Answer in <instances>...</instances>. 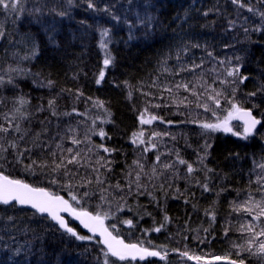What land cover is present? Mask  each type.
<instances>
[{
    "label": "trees",
    "instance_id": "trees-1",
    "mask_svg": "<svg viewBox=\"0 0 264 264\" xmlns=\"http://www.w3.org/2000/svg\"><path fill=\"white\" fill-rule=\"evenodd\" d=\"M89 2L93 3L95 8H89ZM252 2L255 3L256 0ZM43 3L49 8L56 6L58 11L67 9L68 15L59 17L47 10L43 15L34 12L33 9L41 6V0H22L23 12L20 13H9L0 7V14L9 22L8 29L3 30V39H0V69L19 65L30 69L33 74H40L39 78L34 75L17 76L14 81L16 87L4 85L0 89V99L4 100L0 105V113L11 109L17 96L30 98L31 104L27 111L32 113L31 123L25 121L23 127L31 128V136L43 127L40 121L49 116L48 112H37L36 106H46L52 96L58 97L57 104L61 111H71L75 106L79 112H88L92 117L105 115L102 109L93 107L97 99L103 101L104 106L111 111L114 123L105 124L97 120L95 127L97 130L103 128L111 139L92 135L91 141L117 149L110 155L102 150L99 153L114 161L111 173H107L112 184L119 181L124 185V172L141 155L146 166L154 162L157 152L165 153L161 157L162 162L175 160V156L167 154L169 151H178L185 160L193 162L197 160L198 155H203L205 142L209 143L211 147L207 149L204 164L207 168L214 169L208 173L211 177V191H203L191 179H184L186 167L178 165L179 176L169 181L172 187H169V182H165L163 191L149 187L150 195L128 196L127 206L123 211L115 212L113 218L107 219L108 225L116 224L119 236L128 242L142 243L144 247L167 252L164 260L131 261V264H198L197 261L183 256V252L190 256L205 257L211 264H219V260H212V257L216 256H228L233 260L242 257L245 264H261V261L249 256L247 252H242L238 257L237 249L233 248L234 242L243 243V236L237 230L239 225L251 217L243 212H234L232 202L239 203L245 198L249 180L254 181L256 178V163L264 162V117L260 115L264 113V95L258 93L243 105L252 108L254 103L258 104L259 108H254L253 113L262 119L256 134L244 139L224 132L203 134L204 130L198 124L181 123L192 119L214 121L215 117L204 112L202 108L176 107L171 104L168 93L164 92L162 87H153L152 84L156 81L162 86L182 78L191 79L190 73L174 76L163 72V67L174 70L178 63H191L193 60L200 63L201 59H204V68L215 66L220 69L227 64L221 66L217 63L218 60L231 59L232 63L236 64L235 57L240 56L243 58L241 73L249 79L239 86L237 99L245 100V93L256 91L257 87L264 83V32H252L249 33V38H246L239 26L229 29L228 20L235 18L232 15L235 6L228 0H148L147 4L145 0H132V3H128V0H73L71 5H68L66 0H43ZM214 5L219 8V12H209L204 16L203 12ZM258 7L264 10V5ZM104 8H109L111 13L120 19H113L112 15L103 11ZM147 15L155 19L150 26L145 27L138 23V18ZM243 15L249 17L251 25L259 23V18L246 10ZM53 19L60 40L59 48H53L46 43L44 27L39 23L43 20L47 24ZM103 28L110 29L107 51L114 57L113 64L107 68L103 65L105 49L100 47V42L104 39L100 35ZM34 43L37 45V55L30 59H21L31 56ZM192 44H200L202 47L194 48L191 47ZM184 45H188V49L181 51V59L177 61L176 53ZM207 51H211L216 59L207 57ZM165 60L166 64L163 63ZM101 70L105 71V78L97 85L95 80ZM13 75L15 76V73ZM207 78L211 82V74H208ZM48 79L55 82L54 86H41L39 81L46 82ZM125 81L128 83L125 84ZM217 86L219 87V84ZM76 89L84 94L79 100L75 99ZM130 91L131 97L128 95ZM143 93L150 95L145 96ZM161 95L164 99H160ZM179 95L192 99L190 93L183 90H180ZM152 104L162 106L155 108ZM146 106L150 113L162 117L164 122L157 120L151 125H140L138 116ZM224 107L227 105L222 101V108ZM217 111L220 116L225 114L221 110ZM51 119L49 131L42 137L45 141L57 131L63 132L69 123L83 121L78 128L81 139L87 128L91 127L88 116H78L75 113L59 121L56 118ZM167 121L173 123L169 124ZM3 122L0 117V123ZM57 122L59 128L55 126ZM232 126L234 131H243V125L239 122H232ZM140 130L144 131L145 140H148L153 131L169 135L156 138L153 142L157 144V148L142 153L141 150L145 146L137 147L131 142L132 133ZM12 135L9 134L10 137ZM172 136L176 139L173 140ZM64 146L75 147L70 141H66ZM32 156L38 158V150L34 151ZM8 160H13L11 150ZM24 163L29 161L25 159ZM194 167L199 168L200 165L197 163ZM104 171L101 169V172ZM80 172L83 174L85 170L80 169ZM88 172H91V169H88ZM4 173L35 187H44L56 194H62L75 207L83 206L92 212L98 210V193L77 204L71 200L69 189L49 183L39 170L32 174L19 164L6 163ZM166 175L171 176V173ZM192 176L199 177L202 182L205 179L202 171H197ZM160 182H163V178L154 181ZM251 187L255 190L257 185L253 183ZM176 189H179V192ZM71 191L79 194L85 189L75 187L74 182ZM100 210H107V206ZM206 211L209 214L206 215ZM33 212L17 206L0 205V264H102V259L97 260L98 256L102 257L99 251L102 245L96 242L98 239L77 240L62 231L49 218L33 215ZM8 216L14 219L9 221ZM165 216L169 217L168 221L164 219ZM127 219H131L134 226L121 223ZM261 222L264 223V218ZM70 224L80 235H88L73 222ZM161 224L164 227L160 232L153 230ZM204 229L208 231L205 232ZM17 249L20 250L19 255L16 254ZM111 260L115 261V264H129L128 261H116L115 258ZM199 264H204V261Z\"/></svg>",
    "mask_w": 264,
    "mask_h": 264
},
{
    "label": "snow or ice",
    "instance_id": "snow-or-ice-1",
    "mask_svg": "<svg viewBox=\"0 0 264 264\" xmlns=\"http://www.w3.org/2000/svg\"><path fill=\"white\" fill-rule=\"evenodd\" d=\"M58 2V0H56ZM68 5L73 3V0H66ZM234 7L232 15L234 19L228 20V28L234 29L237 26L244 32L246 38H249V33L252 32H264V10H261L258 5H264V0H256L255 3L252 0H228ZM22 0H0V7L5 9L9 13H20L23 12L21 7ZM128 3H132V0H128ZM148 0H145V4ZM89 8H95V5L91 2L88 3ZM47 10L50 13H54L55 16L65 17L68 15V10L58 11L56 6L48 7L47 4L41 0V6L33 9L34 12L44 14ZM246 10L251 13L252 16L259 18V23L251 25L249 23V17L244 16L243 12ZM103 11L108 12L112 15V18L119 20L120 18L113 15L109 8H104ZM209 12H219L217 6H213L207 11L203 12L204 16H207ZM155 17L147 15L143 18H138V23L148 27L152 24ZM127 22V21H126ZM39 23L44 27L45 39L48 45L53 48L60 47V40L58 39L57 27L55 19L44 23L40 20ZM131 27V25H130ZM102 38L100 47L105 49V55L103 59L104 68L112 65L114 57L110 52L107 51L109 41L107 38L110 35V29L103 28L100 31ZM4 32L0 28V39H3ZM131 39V33L129 35ZM191 47L199 48L202 47L200 44H192ZM188 45H184L176 53V59H181V51H187ZM37 55V45L33 44V50L31 56H25L21 59H30ZM207 57L216 59L211 51H207ZM237 63L233 64L231 59L218 60L217 63L221 66L227 64L226 67L218 69L213 66L211 68H204V59H201L200 63H196L194 60L191 63L179 64L173 70L169 67H163V72L169 73L170 75H180L181 73H190L191 79L182 78L172 84L159 85L156 81H153V87H162L164 92H167L171 101L176 107L194 106L196 109H203L204 112L211 113L215 120H197L192 119L189 121H181V123H193L198 124L199 127L204 130L203 134L212 132H224L231 133L232 135L243 137L248 139L250 136L256 134L257 126L262 124V119L253 115V109L259 108L258 104H253L252 108H246L243 105L252 98L259 94L264 95V83H261L256 91L245 93V100L237 99V93L239 92V86L249 79L247 75L241 73L243 64L241 63L242 57H235ZM164 64L167 63L165 60ZM197 69H200L198 72ZM0 89L4 85H12L16 87L14 81L17 76H28L34 75L39 78L40 74L31 73L30 69L22 68L19 65L13 67L9 65L6 69H0ZM15 73V76L13 75ZM105 71L101 70L98 73V77L95 80L97 85L101 84L105 78ZM208 74H211V82L208 80ZM158 79V78H157ZM41 86L53 87L54 81L48 79L45 81H39ZM128 82L125 81V84ZM219 84V87L217 86ZM180 90L190 93L192 99L189 96H180ZM62 91H71L63 90ZM145 96L150 93H143ZM83 92L76 89L75 99L79 100L83 96ZM131 97V91L128 93ZM57 96H52L48 99L46 106L39 104L36 106L37 112H48L49 116L45 117L40 121L43 127L36 132H33L31 136L29 133L32 132L30 127H23L25 121L31 123L30 117L32 113L27 111L28 106L31 104L30 98L19 95L13 101V107L7 112L0 113V117L3 119V123H0V205L4 206H20L29 207L34 210L33 215L47 216L51 221L55 222L60 229L69 233L80 241H92L97 236L100 237L96 242L101 244L102 247L99 251L102 257L98 256L97 260L102 259V264H115V261L111 258H115L116 261H131L145 259L146 257H160L165 258L167 252L163 254L160 251L144 247L142 243H125V241L119 236L117 231V225L112 224L110 226L105 225V220L113 218L115 212L123 211L127 206V197L130 195H144L151 194L148 192L149 187L155 190H164V183L169 182L171 178L179 176L178 165L186 167V175L183 177L188 180L191 179L197 186L203 189V191H211L209 188V182L211 177L208 173L214 171L209 169L204 164V160L207 157V149L211 145L205 142L203 155H198L197 160L189 162L185 160L178 151H169L167 154L175 156V160L161 161L162 155L165 153L157 152L155 155L154 162L151 165L146 166L141 155L129 165L128 169L124 172V179L126 183L122 185L119 181L112 184L109 181L107 173H111V165L114 163L113 160L108 159L104 155H100V150L106 154H111L117 149L106 147L103 143L94 144L91 141L92 135H98L101 139L107 137L108 133L103 129L95 127L97 120L101 123H114L111 119V111L104 106V102L97 99L93 107L102 109L105 115L101 117L97 115L92 117L88 112H79L75 106L72 107L71 111H61L60 106L57 104ZM92 100L91 97H88ZM160 99H164L161 95ZM222 101L227 107L222 108ZM4 103L3 99H0V105ZM151 103L150 101L148 102ZM152 107L159 108L161 104H152ZM170 106V105H165ZM217 110L223 111L225 114L220 116ZM78 116H88L91 120V127L87 128L84 132L83 138L80 137L78 131L79 124L83 121H78L76 124L69 123L63 132L57 131L54 136L50 137L47 141L42 139L43 136L49 131V125L52 124L51 118H56L59 121L63 117H71L73 114ZM183 114V113H181ZM264 117V113L260 114ZM140 125H151L153 122L160 120L163 121L162 117H159L153 113H150L149 108L144 107L143 111L138 116ZM242 121L243 131H234L232 121ZM171 124L172 121H167ZM57 128L60 127L57 122L55 125ZM13 135L10 137L9 134ZM169 135V133H161L153 131L148 140H145V133L143 130L133 132L131 135V142L137 147L144 145L145 147L141 150L142 153L154 150L157 148V144L153 142L156 138ZM175 140L176 137L172 136ZM70 143L75 147H65V142ZM21 142H24L23 144ZM85 145V147H80ZM150 145V147L148 146ZM51 149V151H48ZM13 156V160H8L9 151ZM38 150V158H33L32 153ZM47 152V155L45 153ZM27 154V155H26ZM95 157V159H93ZM25 159L29 163H24ZM6 163H15L23 166L25 171L35 174L37 170L49 180L51 184H59L60 186L69 189V195L71 200L80 204L85 198H91L93 195L99 194V201L95 212L88 211L83 206L77 208L72 203L66 200L63 196L58 195L52 191H49L44 187H34L33 185L26 183L21 179H13L10 175L4 174V165ZM199 164L200 167H194L195 164ZM71 166V167H70ZM80 169H84L85 172L82 174ZM91 169V172H88ZM104 169V172H101ZM258 169V171H256ZM202 171L205 174V179L202 182L199 177L192 176L193 173ZM254 171H256L255 180H249L248 189L245 190V198L237 203L232 202L234 212H243L246 216L251 219L245 220L239 225L237 229L243 236V243H233V248L237 249V256L240 257L242 252H247L249 256L255 257L261 264H264V162L256 163ZM171 173V176H167L166 173ZM163 178V182L154 183V181H160ZM84 188L85 191L82 193H76L71 191L74 187ZM256 184L255 190L252 189L251 185ZM169 187H172L169 182ZM225 189H221L224 191ZM179 192V189H176ZM155 199V197H153ZM113 205L115 211H113ZM107 206V210L101 211ZM129 210H131L129 208ZM62 213L70 214L74 219L78 220L84 228L88 229L92 235H80L73 227H71ZM209 214L206 211V215ZM213 220L215 219L214 213L212 214ZM14 217L8 216L7 220L11 221ZM166 221L169 217L165 216ZM121 223L127 224L132 227L133 221L131 219L122 220ZM164 225L161 224L159 227H155L153 230L160 232ZM207 232V229H204ZM116 232V234H114ZM228 228L225 229V235H227ZM39 239V237H37ZM203 242V241H202ZM19 249L16 250V254L19 255ZM178 251V250H177ZM183 256L190 260L198 262L204 261V264H211V261L206 260L202 256H190L187 252L181 253ZM228 260L229 264H245L244 258L238 260L230 259L228 256L212 257V260Z\"/></svg>",
    "mask_w": 264,
    "mask_h": 264
},
{
    "label": "water",
    "instance_id": "water-1",
    "mask_svg": "<svg viewBox=\"0 0 264 264\" xmlns=\"http://www.w3.org/2000/svg\"><path fill=\"white\" fill-rule=\"evenodd\" d=\"M254 115V114H253ZM235 121V120H234ZM238 122H241V123H243L242 121H238ZM260 125H258L257 126V128L259 127ZM5 174V173H4ZM6 175V174H5ZM14 179V178H13ZM27 183V182H26ZM58 195H61V196H63L66 200H68L70 203H71V201L69 200V199H67L64 195H62V194H58ZM4 206V205H3ZM17 207H19V208H22V207H20V206H17ZM24 209H29V210H32V211H34L33 209H31V208H29V207H23ZM89 211V210H88ZM39 215V214H38ZM62 215L63 216H65V218H66V220L68 221V223H69V225L71 226V227H73L71 224H70V221L71 222H73L74 224H76L80 229H81V231H83L84 233H86V234H88V235H92V233H90L89 232V230L88 229H86V228H84L83 227V225H81L80 224V222L78 221V220H76V219H74L70 214H68V213H62ZM41 216V215H40ZM44 217H47L46 215L44 216ZM53 222V221H52ZM53 223H55V222H53ZM105 225L106 226H108V223H107V219L105 220ZM59 227V226H58ZM74 228V227H73ZM75 229V228H74ZM62 231H64L63 229H61ZM76 231H77V229H75ZM65 232V231H64ZM78 232V231H77ZM115 234V233H114ZM124 241H125V243H130V242H127L122 236H120ZM98 240L100 239V237L99 236H97L96 237ZM154 250H156V249H154ZM157 251H159V250H157ZM161 252V251H160ZM162 254H163V252H161ZM166 257V256H165ZM150 259H155V260H163V259H165V258H163V259H161L160 257H146L145 259H143V260H140L139 258H137V260H135L134 262H146V261H148V260H150ZM219 263H221V264H229V261L228 260H220L219 261Z\"/></svg>",
    "mask_w": 264,
    "mask_h": 264
},
{
    "label": "rangeland",
    "instance_id": "rangeland-1",
    "mask_svg": "<svg viewBox=\"0 0 264 264\" xmlns=\"http://www.w3.org/2000/svg\"><path fill=\"white\" fill-rule=\"evenodd\" d=\"M8 27H9L8 19L5 18L2 14H0V28H2V30H7Z\"/></svg>",
    "mask_w": 264,
    "mask_h": 264
}]
</instances>
